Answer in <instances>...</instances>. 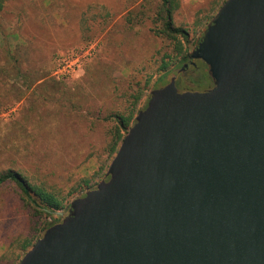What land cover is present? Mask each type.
I'll list each match as a JSON object with an SVG mask.
<instances>
[{
  "label": "water",
  "instance_id": "obj_1",
  "mask_svg": "<svg viewBox=\"0 0 264 264\" xmlns=\"http://www.w3.org/2000/svg\"><path fill=\"white\" fill-rule=\"evenodd\" d=\"M190 59L211 87L180 90L186 64L153 90L106 180L19 264H264V0H227Z\"/></svg>",
  "mask_w": 264,
  "mask_h": 264
},
{
  "label": "rangeland",
  "instance_id": "obj_2",
  "mask_svg": "<svg viewBox=\"0 0 264 264\" xmlns=\"http://www.w3.org/2000/svg\"><path fill=\"white\" fill-rule=\"evenodd\" d=\"M165 1L174 26L189 31L191 55L224 0H1L0 175L17 171L62 196L83 179L106 180L118 117L133 112L140 92L139 108L147 104L175 55L158 34ZM203 78L191 66L179 89L206 91ZM19 193L14 183L0 187V264L44 222L20 205Z\"/></svg>",
  "mask_w": 264,
  "mask_h": 264
},
{
  "label": "trees",
  "instance_id": "obj_3",
  "mask_svg": "<svg viewBox=\"0 0 264 264\" xmlns=\"http://www.w3.org/2000/svg\"><path fill=\"white\" fill-rule=\"evenodd\" d=\"M225 1L226 0H224L223 4L225 3ZM1 8L2 5L0 0V9ZM172 9L173 5L171 4V2L165 1L163 8L158 13V20L160 25L158 34L168 37L174 43L175 55L167 56L169 61H164L161 69L163 74L158 80L159 85L156 86L154 90L159 89L161 84L167 85V77L173 72H175V70L183 68L184 65L188 64L190 60V55L187 52V47L185 44L189 42V31L184 28L174 26L172 21ZM194 67L203 74L204 78L202 83L210 81L206 70L204 69L205 71H203L202 66L197 64V66ZM142 99L143 93L140 92L136 98L135 105H133L132 107L133 112L128 116L118 117L117 125L114 131L113 142L110 145L111 163L117 155L129 130L135 124L138 114L146 107L145 105L144 107L139 108ZM8 183H14L20 189V205L21 203H23L24 207L28 209V211L33 212L36 217H41V221L44 222L42 223L40 230L35 227V229H33V233H31L28 238L21 241L18 246L20 253H17L15 257L11 255H7L5 257L4 264H19L23 257L26 255V253L31 250V248L43 236V234L49 228L62 221L60 218H56L55 214L60 211H65L69 209L72 198L77 193H79L80 189H82V192L87 193L91 190H94L98 186L91 185L90 179L86 178L82 180V183L78 187L71 189L66 196H62L58 192H51L43 186L31 185L21 173L14 170H9L0 175V187ZM47 219H50V221H47Z\"/></svg>",
  "mask_w": 264,
  "mask_h": 264
},
{
  "label": "flooded vegetation",
  "instance_id": "obj_4",
  "mask_svg": "<svg viewBox=\"0 0 264 264\" xmlns=\"http://www.w3.org/2000/svg\"><path fill=\"white\" fill-rule=\"evenodd\" d=\"M199 61V60H198ZM192 62H191V59L189 60V63H188V65H190Z\"/></svg>",
  "mask_w": 264,
  "mask_h": 264
}]
</instances>
